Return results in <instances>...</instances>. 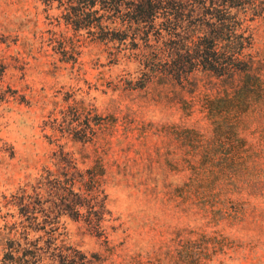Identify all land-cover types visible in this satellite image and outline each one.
<instances>
[{
    "label": "rangeland",
    "instance_id": "rangeland-1",
    "mask_svg": "<svg viewBox=\"0 0 264 264\" xmlns=\"http://www.w3.org/2000/svg\"><path fill=\"white\" fill-rule=\"evenodd\" d=\"M56 5L0 0V260L55 232L103 264H264V102L216 132L207 104L230 85L144 84ZM260 8L248 52L264 80Z\"/></svg>",
    "mask_w": 264,
    "mask_h": 264
},
{
    "label": "trees",
    "instance_id": "trees-1",
    "mask_svg": "<svg viewBox=\"0 0 264 264\" xmlns=\"http://www.w3.org/2000/svg\"><path fill=\"white\" fill-rule=\"evenodd\" d=\"M43 1L50 7L57 2L60 18L80 40L102 42L113 59L135 61L144 84L166 77L181 83L207 72L230 85L231 93L207 104L216 132L235 130L264 102V80L248 52L253 35L247 24L261 16L263 0ZM226 119L230 123L223 126ZM72 130L67 128L73 139L86 140ZM46 236L43 250L7 244L0 264H44L45 259L46 264H103L96 254L66 246L60 234Z\"/></svg>",
    "mask_w": 264,
    "mask_h": 264
}]
</instances>
